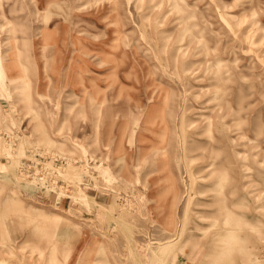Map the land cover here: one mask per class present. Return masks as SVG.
Returning a JSON list of instances; mask_svg holds the SVG:
<instances>
[{"label": "rangeland", "instance_id": "rangeland-1", "mask_svg": "<svg viewBox=\"0 0 264 264\" xmlns=\"http://www.w3.org/2000/svg\"><path fill=\"white\" fill-rule=\"evenodd\" d=\"M0 264H264V0H0Z\"/></svg>", "mask_w": 264, "mask_h": 264}, {"label": "bare ground", "instance_id": "bare-ground-1", "mask_svg": "<svg viewBox=\"0 0 264 264\" xmlns=\"http://www.w3.org/2000/svg\"><path fill=\"white\" fill-rule=\"evenodd\" d=\"M113 1V0H112ZM46 4H48V1H46ZM60 5V4H59ZM177 7V5H175V3H174V5L172 4V7ZM61 7V6H60ZM63 9V8H62ZM63 13H64V11H63ZM65 16H66V14H64ZM61 16V15H60ZM179 17H181V16H179ZM183 17V16H182ZM63 19H65L64 17H63ZM179 19H181V18H179ZM178 41V40H177ZM179 47V46H178ZM210 165V164H209Z\"/></svg>", "mask_w": 264, "mask_h": 264}]
</instances>
